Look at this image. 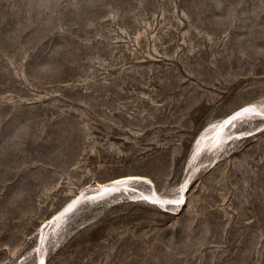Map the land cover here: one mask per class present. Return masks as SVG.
Returning a JSON list of instances; mask_svg holds the SVG:
<instances>
[{"label": "rangeland", "instance_id": "obj_1", "mask_svg": "<svg viewBox=\"0 0 264 264\" xmlns=\"http://www.w3.org/2000/svg\"><path fill=\"white\" fill-rule=\"evenodd\" d=\"M247 104L264 0H0V264H264Z\"/></svg>", "mask_w": 264, "mask_h": 264}, {"label": "bare ground", "instance_id": "obj_2", "mask_svg": "<svg viewBox=\"0 0 264 264\" xmlns=\"http://www.w3.org/2000/svg\"><path fill=\"white\" fill-rule=\"evenodd\" d=\"M260 114V115H264L263 113H261L259 111V109H257L256 107H254L253 105L251 104H247V105H243L242 107L236 109L235 111L231 112L230 114L224 116L223 118H221L220 120H217L213 123H211V125H209V127H207V129L203 132V134H206V133H211L213 134L214 136H223V137H228L227 135V129L231 126V125H234L236 123L237 120H239L240 118L246 116V115H249L250 114ZM201 142V141H200ZM222 142V141H221ZM220 142V143H221ZM198 143V142H197ZM211 144V143H210ZM223 144V143H222ZM204 145V144H203ZM190 164V163H189ZM126 178L123 177V178H119V179H116V181L110 183V184H102V188L103 189H110L112 188L113 186H111L112 184H117L123 180H125ZM184 182V180H183ZM123 184V182H122ZM188 184L189 182L188 181H185L182 186H181V193L182 195L184 196V192L186 190V188L188 187ZM98 186V185H97ZM121 188V187H120ZM93 190V189H92ZM120 190V189H119ZM111 192V191H110ZM157 194V192H156ZM80 195V194H79ZM87 195V194H86ZM158 195V194H157ZM81 198V197H80ZM150 198V197H149ZM77 199V198H76ZM154 199V197H153ZM156 199V198H155ZM158 199V198H157ZM175 200V198H172V197H166V199L164 198H160V200ZM78 201V200H77ZM73 202V201H72ZM71 204H68L66 205L63 209H61L58 213L55 214V216L52 218L53 221H56V222H59L61 219L63 220L65 214L67 213V211H69V208L71 207ZM75 207V206H74ZM69 213V212H68ZM62 220L61 222L59 223H62ZM57 224V223H56ZM60 225V224H59ZM53 228V227H51ZM56 228V227H55Z\"/></svg>", "mask_w": 264, "mask_h": 264}, {"label": "water", "instance_id": "obj_3", "mask_svg": "<svg viewBox=\"0 0 264 264\" xmlns=\"http://www.w3.org/2000/svg\"><path fill=\"white\" fill-rule=\"evenodd\" d=\"M163 201V200H162ZM165 201H169L170 203H175V202H173L172 200H165ZM165 201H163V202H165Z\"/></svg>", "mask_w": 264, "mask_h": 264}]
</instances>
